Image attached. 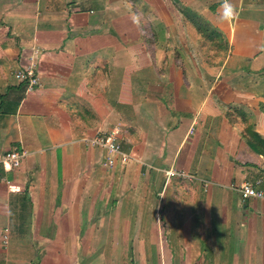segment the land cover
Instances as JSON below:
<instances>
[{
	"label": "crops",
	"instance_id": "0c3cea01",
	"mask_svg": "<svg viewBox=\"0 0 264 264\" xmlns=\"http://www.w3.org/2000/svg\"><path fill=\"white\" fill-rule=\"evenodd\" d=\"M223 2L0 0V264H264V0Z\"/></svg>",
	"mask_w": 264,
	"mask_h": 264
},
{
	"label": "built area",
	"instance_id": "2783aa9c",
	"mask_svg": "<svg viewBox=\"0 0 264 264\" xmlns=\"http://www.w3.org/2000/svg\"><path fill=\"white\" fill-rule=\"evenodd\" d=\"M14 78L18 82H27L28 91H32L35 87L40 86V78L37 75L35 64L23 67L14 73ZM121 131L120 128H114L110 133L98 135L95 138L86 139V143L93 147H98L106 152L103 166L106 169H114L118 162L122 164L128 163L133 159L131 155L122 152L118 137ZM27 153L18 148H13L10 151L0 152V175L7 172H12L21 166L22 160L26 158ZM166 176L168 179H185L190 178L187 173L181 171H167ZM210 183L207 182L208 186ZM232 190L240 193L243 201L251 199H264V192L257 189L252 184H243L242 186L233 185ZM7 237H5L6 239Z\"/></svg>",
	"mask_w": 264,
	"mask_h": 264
},
{
	"label": "clouds",
	"instance_id": "9594fccd",
	"mask_svg": "<svg viewBox=\"0 0 264 264\" xmlns=\"http://www.w3.org/2000/svg\"><path fill=\"white\" fill-rule=\"evenodd\" d=\"M222 13L220 19L222 22H232L238 18L239 12L234 4L230 0H224L221 5Z\"/></svg>",
	"mask_w": 264,
	"mask_h": 264
},
{
	"label": "trees",
	"instance_id": "16d2710c",
	"mask_svg": "<svg viewBox=\"0 0 264 264\" xmlns=\"http://www.w3.org/2000/svg\"><path fill=\"white\" fill-rule=\"evenodd\" d=\"M197 26H198V29L200 30V31H202V30H204L206 27H204L203 25H200V23H197ZM253 137L255 138V139H257V140H260V139H258L254 134H253Z\"/></svg>",
	"mask_w": 264,
	"mask_h": 264
}]
</instances>
